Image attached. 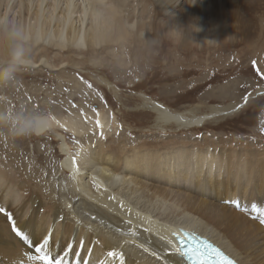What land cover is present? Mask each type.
<instances>
[{
	"label": "bare ground",
	"instance_id": "6f19581e",
	"mask_svg": "<svg viewBox=\"0 0 264 264\" xmlns=\"http://www.w3.org/2000/svg\"><path fill=\"white\" fill-rule=\"evenodd\" d=\"M9 54L24 68L57 72L85 64L126 69L131 62L204 68L230 55L264 64V0H0V62ZM96 78L116 95L114 84ZM77 92L80 105L95 99L99 107L59 108V115L32 121L36 133L50 130L65 154L54 172L33 155L42 156L30 140L5 137L25 157L15 161L18 174L0 167V203L21 233H10L0 212V264H38L29 258L37 255L31 241L47 230V250L63 264H183L171 241L178 228L209 237L241 264H264V145L209 134L132 143L99 97ZM250 98L201 114L174 112L150 98L146 105L160 128L168 122L189 129L236 112ZM43 148L48 157L50 146Z\"/></svg>",
	"mask_w": 264,
	"mask_h": 264
},
{
	"label": "rangeland",
	"instance_id": "374dc122",
	"mask_svg": "<svg viewBox=\"0 0 264 264\" xmlns=\"http://www.w3.org/2000/svg\"><path fill=\"white\" fill-rule=\"evenodd\" d=\"M50 49L49 58L47 57L49 61L56 52L54 48ZM125 54L130 60L132 59L131 53ZM230 56V60L225 64H209L204 68L202 64L137 65L131 62L126 64V69L117 64H101L98 67L85 64L79 68L75 67L76 69L67 66L61 72H57L41 67L24 68L16 63L14 56L9 54L6 63L0 62V130L7 129L6 132L0 131L2 138L0 167L6 168V171L14 170L16 174L19 173L15 161L17 159L18 162H23L25 155L18 147L10 150L5 138L7 136L9 139L15 134L18 138L24 137L30 140L33 151L42 154L38 156L34 152L33 155L41 161L44 169L54 172L56 165H60L59 161H62L65 155L60 151L58 139L47 129L42 134L35 131L29 135L20 133L34 129L35 117L50 118L59 115V111L57 112L59 108L62 109L61 112L64 108L63 113H66L71 108L80 111L82 105L88 109L99 107L95 99L80 105L77 96L79 90L85 94L87 92L90 97L100 98L103 108L112 113L120 124L118 132L122 137L127 136L130 142L139 141L141 138L157 141V137L161 135L178 140L182 138L189 140L209 134L223 139L229 138L234 144L244 139L264 145V131H261L264 129V91L258 93L264 90V64H258L254 58L237 61L234 56ZM262 57L264 58V54ZM97 76L114 84L116 95L99 83ZM69 78L81 82L79 87L73 85L74 82L68 81ZM70 91L71 100L66 99ZM246 97L252 98L236 112L209 119L202 126L189 127V129L177 128L173 123L168 122L162 123L161 129L160 125L155 124V114L146 105L147 99L150 98L174 112L191 110L193 114H201L211 107L232 105ZM69 137L65 135L64 138L73 149L74 140ZM47 144L51 148L48 157L43 148ZM72 149H69L68 153H71ZM38 166L36 162L34 170ZM62 176L64 180H68L69 172L63 170ZM0 205L5 207L1 215L10 225L9 232L15 235L16 231L13 228H16L17 220H14L12 212L5 205L3 206L2 202ZM13 207L11 210L17 209ZM74 257L76 254H73Z\"/></svg>",
	"mask_w": 264,
	"mask_h": 264
},
{
	"label": "snow or ice",
	"instance_id": "6c2138e0",
	"mask_svg": "<svg viewBox=\"0 0 264 264\" xmlns=\"http://www.w3.org/2000/svg\"><path fill=\"white\" fill-rule=\"evenodd\" d=\"M247 99V97L245 98ZM97 126H99V121H97ZM261 131H264V129H261ZM103 135V133H101ZM73 163V169H76L77 162L76 157L72 158ZM4 209H0V212H3ZM261 223H264V216L261 217ZM14 231L17 232L18 235H20V230L13 228ZM50 240L51 235L46 234L42 237L36 238L31 241V243L36 247V253L37 255L35 257H29L30 259H34L38 261V264H63L62 259H57V257L52 256L50 251L47 249H50ZM208 247L211 249V252L214 256V264H235V261L231 259L228 255H226L224 252H222L218 248H214L211 245H208ZM59 254H57L58 256ZM108 256H116L117 253L114 251H110L107 253Z\"/></svg>",
	"mask_w": 264,
	"mask_h": 264
},
{
	"label": "clouds",
	"instance_id": "9594fccd",
	"mask_svg": "<svg viewBox=\"0 0 264 264\" xmlns=\"http://www.w3.org/2000/svg\"><path fill=\"white\" fill-rule=\"evenodd\" d=\"M34 131H35L34 129H28V130H26V131L21 132L20 134H21V135H29V134H31V133L34 132Z\"/></svg>",
	"mask_w": 264,
	"mask_h": 264
}]
</instances>
